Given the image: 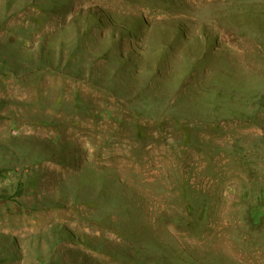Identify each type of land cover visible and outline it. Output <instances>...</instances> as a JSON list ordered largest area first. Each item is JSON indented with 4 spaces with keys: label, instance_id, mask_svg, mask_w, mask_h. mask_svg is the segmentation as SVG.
<instances>
[{
    "label": "rangeland",
    "instance_id": "374dc122",
    "mask_svg": "<svg viewBox=\"0 0 264 264\" xmlns=\"http://www.w3.org/2000/svg\"><path fill=\"white\" fill-rule=\"evenodd\" d=\"M0 264H264V0H0Z\"/></svg>",
    "mask_w": 264,
    "mask_h": 264
},
{
    "label": "bare ground",
    "instance_id": "6f19581e",
    "mask_svg": "<svg viewBox=\"0 0 264 264\" xmlns=\"http://www.w3.org/2000/svg\"><path fill=\"white\" fill-rule=\"evenodd\" d=\"M241 69V68H240ZM196 91V90H195ZM135 181V180H134ZM136 185V184H135ZM11 216V215H10ZM5 218V217H4Z\"/></svg>",
    "mask_w": 264,
    "mask_h": 264
}]
</instances>
